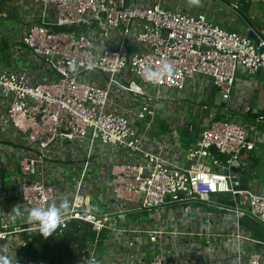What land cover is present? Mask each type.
<instances>
[{
  "label": "built area",
  "instance_id": "2783aa9c",
  "mask_svg": "<svg viewBox=\"0 0 264 264\" xmlns=\"http://www.w3.org/2000/svg\"><path fill=\"white\" fill-rule=\"evenodd\" d=\"M12 2L0 0L2 11ZM16 3L14 31L40 73L0 66V255L10 264L28 261L31 236L39 233L28 212L67 200L56 235L72 221L96 232L83 264H224L223 250L210 244L215 235L236 243L233 264H263L264 249L246 255L243 244L264 248V240L251 239L240 224L248 216L264 227V194L255 186L250 158L264 143L261 119L253 127L206 120L185 152L179 138L171 144L158 133L156 117L174 106L171 92L183 91L197 76L210 77L222 101H229L240 68L250 75L264 71V39L159 2ZM166 62L174 72L156 83L143 78L144 66ZM68 163L71 170L63 168ZM243 177L254 181V191L251 184L234 189L233 180ZM210 193H231L227 200L235 206L203 214L201 200ZM202 216L224 228L217 234L207 224L197 229ZM124 248L131 251L125 259Z\"/></svg>",
  "mask_w": 264,
  "mask_h": 264
},
{
  "label": "crops",
  "instance_id": "0c3cea01",
  "mask_svg": "<svg viewBox=\"0 0 264 264\" xmlns=\"http://www.w3.org/2000/svg\"><path fill=\"white\" fill-rule=\"evenodd\" d=\"M157 2L167 8L179 9L187 13H205L218 24L222 22L223 27L227 26L225 28L228 30H235L238 28L237 22L246 26L244 19L237 12L234 15H229L233 20L228 22L225 21L223 15L211 11L210 7L213 6L214 3L210 0H199L198 4L192 3V0H127V5H150ZM249 4L251 13L245 12L244 14L249 16L255 24L264 25V0H251V3ZM18 11L19 7L17 6L16 0H13L10 10H7L6 13L3 11L0 13L2 15L0 16L1 33L9 35L15 33V20H19ZM30 12L31 9H28L27 7L26 13ZM5 21L8 22L6 23ZM4 44L5 43L0 41V53L2 54L0 56V66L2 67H6V60L9 58L6 55L5 50L2 49ZM17 50L18 47L14 52L15 54L17 53ZM18 52L19 56L17 60L20 61V64L17 65L16 69L19 70L25 66H29L34 74L40 73V71L33 65L35 60L29 53L28 49H21L20 51L18 50ZM172 93H174L173 96L175 99L179 101L178 106H172L168 110H159L157 112L159 115L157 114L158 117H156V128L161 131L160 134L168 137L171 144L178 141L179 138L185 152L192 148L197 141V139L187 135L189 137L187 139L188 141L185 145L182 143V134L184 135L183 130L186 122L199 124L201 121L206 122V120L210 121L213 118H221L246 123L249 127H253L256 124V120L261 119L258 125L260 131L264 135V77H257V73L255 75H250L244 69L240 68L237 71L231 99L227 102L222 101V98L219 96V90L214 85L212 79L206 76H197L194 80L187 83L186 88L183 91L171 92V94ZM217 97L219 98L217 99ZM247 107H250L249 112H247ZM250 155H252L250 157L251 163L254 158H258L255 153H250ZM183 163L185 165L188 161L183 160ZM204 224L209 225V229L214 231L215 234L221 232L224 228V226L220 224L219 226H210V224L206 222L204 216H202L194 225L198 229ZM202 230L203 232L205 231L204 228H202ZM255 230H260L264 234V227L260 224L254 223L251 229L249 227H243V232L248 237L255 241H261L260 238L253 237V232ZM197 239L198 241H203L205 244V238L199 237ZM229 239L217 235H215V237H209V240H212V243L210 244L213 245L215 252H218L220 249L223 250L224 253L221 254L220 258L224 264H233L232 259L235 256L236 243ZM243 245L246 250V255L264 249L261 244L251 241L245 242Z\"/></svg>",
  "mask_w": 264,
  "mask_h": 264
},
{
  "label": "trees",
  "instance_id": "16d2710c",
  "mask_svg": "<svg viewBox=\"0 0 264 264\" xmlns=\"http://www.w3.org/2000/svg\"><path fill=\"white\" fill-rule=\"evenodd\" d=\"M2 49L7 54L8 45L4 44ZM56 231L47 239L40 233L30 235L31 258L23 264H83L88 246L96 237L92 226L82 221H72L63 236H57ZM253 237L264 240L260 230H255Z\"/></svg>",
  "mask_w": 264,
  "mask_h": 264
},
{
  "label": "rangeland",
  "instance_id": "374dc122",
  "mask_svg": "<svg viewBox=\"0 0 264 264\" xmlns=\"http://www.w3.org/2000/svg\"><path fill=\"white\" fill-rule=\"evenodd\" d=\"M251 3V0H243L242 2H240L239 4V7L237 8V10H239L240 12L242 13H245L246 11L247 12H250L251 13V9H249V6ZM215 4V6H214ZM213 6L210 7L211 11H214V12H217L219 13L220 15H223L225 17V21H232L233 19H231L229 17V15H234L236 12L233 11V10H229L227 8V6L223 5V4H219L217 2L214 3ZM217 5V6H216ZM227 10V11H226ZM253 11V10H252ZM0 12H2V6L0 4ZM6 23L8 21H5ZM222 26H223V23L221 22L220 23ZM238 28H236L234 31L238 32V33H241V34H244L246 32L245 30V27L243 24L241 23H238ZM225 26V25H224ZM227 27V26H225ZM0 41L7 44L8 45V50H7V56L9 57L6 62V67H11L13 69H16L17 68V65L20 64V61H18V57L16 58L14 56V52L16 50L17 47H21L22 50L23 49H27L25 47L24 44H22L18 39H17V34L16 32L12 35H9V34H6V33H1L0 32ZM178 103L179 101L177 99H174L172 100L171 104L174 105V106H178ZM169 108H164L163 110H168ZM218 118H213L212 120H217ZM161 131L158 130V133H160ZM189 137L187 135H183L182 134V143L185 145L186 142L188 141ZM258 158H254L252 160V163H251V167H252V171L256 172V182H255V186L257 187L258 190H260V192H262L264 194V145H260L259 148L254 152ZM250 167V169H251ZM63 168L64 169H69L71 170L72 169V165L71 164H65L63 165ZM108 254V248L105 247L104 249V254L103 256L105 257L106 255ZM146 254L148 256V258L150 257V252L149 250L147 249L146 250ZM131 255V251L128 250L127 248H124V250L122 251V257L125 259L126 257L130 256ZM103 260V259H102ZM101 259L96 263V264H112V262L110 261H105L103 260L102 261Z\"/></svg>",
  "mask_w": 264,
  "mask_h": 264
},
{
  "label": "water",
  "instance_id": "95a60500",
  "mask_svg": "<svg viewBox=\"0 0 264 264\" xmlns=\"http://www.w3.org/2000/svg\"><path fill=\"white\" fill-rule=\"evenodd\" d=\"M212 3L220 2L223 5H228L229 7L233 8L241 17L244 19L246 26L245 30L248 33L249 37L252 39H255L259 41V37L264 39V25H257L255 22L246 14L240 12L239 10L235 9L233 6V2L235 0H210ZM125 6L127 5V0H125ZM257 77H264V71L262 69H259L257 72ZM221 97V94H219ZM219 97H217L218 99ZM223 105V103H222ZM208 126V122L206 123H199V124H190L188 122L184 125L183 133L185 135H190L194 139H198L200 134L205 130V128ZM238 183L242 184V189H247L249 187V184H251V190L254 191V181L249 180L247 177L241 178L239 181L233 180V186L235 190H238L240 187L238 186ZM231 196V193L227 194H215L210 193L205 195V198L201 200L202 204V212L203 214L213 213L215 215L225 214L226 211L224 209H221L218 207V205H227V206H235L233 202L228 201L227 199ZM242 209H245L246 206L242 205ZM240 224L252 228L254 222L250 220V218L247 216L242 221H240Z\"/></svg>",
  "mask_w": 264,
  "mask_h": 264
},
{
  "label": "clouds",
  "instance_id": "9594fccd",
  "mask_svg": "<svg viewBox=\"0 0 264 264\" xmlns=\"http://www.w3.org/2000/svg\"><path fill=\"white\" fill-rule=\"evenodd\" d=\"M198 2L199 0H192L194 4H198ZM89 67H91V65H89ZM174 71L175 68L166 62L156 69H153L151 65L144 66L142 75L146 81L156 83L163 76ZM68 208L69 202L67 200L61 201L59 205L53 203L48 207H32L28 212L27 220L29 223L38 224L39 233L47 239L63 224ZM0 264H10L9 258L0 255Z\"/></svg>",
  "mask_w": 264,
  "mask_h": 264
}]
</instances>
